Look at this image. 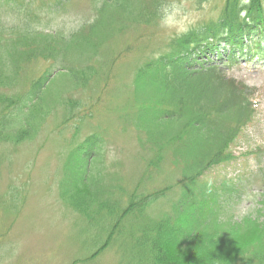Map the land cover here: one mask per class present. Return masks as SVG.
Instances as JSON below:
<instances>
[{
    "label": "rangeland",
    "instance_id": "374dc122",
    "mask_svg": "<svg viewBox=\"0 0 264 264\" xmlns=\"http://www.w3.org/2000/svg\"><path fill=\"white\" fill-rule=\"evenodd\" d=\"M104 1L44 0L42 4L34 0L27 7V11L35 12L30 14L31 25L38 31L59 36L77 31L78 36L90 39L88 46L100 45L88 62V50L64 52L65 60L60 63L63 71L73 66L89 75L83 66L93 67L89 80L77 87L65 73L52 71L55 62L31 60L15 67L17 63L9 59L6 46H0L1 108L8 99L23 105L32 83L51 74L41 100L33 107L29 129L20 130L26 120L18 108L11 113L2 110L10 126L0 133V264H136L142 248L137 240L143 234L148 239L154 236L153 225L165 217V212L171 213L179 193L183 158L174 155L164 136L160 135L162 160L157 167L150 166L159 150L152 149L146 139L145 128L150 124L141 114L146 102L136 93L134 73L138 66L165 51L173 36L214 19L223 0L201 4L196 0H163L160 19L150 18L151 22L144 24L143 6L148 0H129V19L123 10L110 15L108 8L104 13L110 16L102 21L98 16ZM17 7L13 1L0 2L1 39L11 36L7 33L13 27V17L22 20L19 11L12 13ZM95 21L101 22L100 32L92 34L89 27ZM222 69L227 76L254 88L251 99L257 104L256 112L230 146L234 158L209 169L196 182L195 201L209 203L217 194L222 220L261 223L264 213L259 212L257 201L264 174V62L243 59ZM135 96L140 100L136 102ZM22 131L19 141L15 140ZM91 136L96 138L97 156L90 160L91 173L85 184L91 196L113 204L108 213L98 210L94 201L87 207L93 220L74 211L60 196L63 184L69 187L77 178L78 164L73 155L80 145L85 147L91 141ZM170 185L174 189L169 195L123 212L132 196L138 199ZM77 199L88 201L89 194H78ZM193 216L185 214L181 220ZM116 218L120 221L112 242L94 255ZM147 262L154 264L153 257Z\"/></svg>",
    "mask_w": 264,
    "mask_h": 264
},
{
    "label": "trees",
    "instance_id": "16d2710c",
    "mask_svg": "<svg viewBox=\"0 0 264 264\" xmlns=\"http://www.w3.org/2000/svg\"><path fill=\"white\" fill-rule=\"evenodd\" d=\"M10 1L17 3V9H12V13L19 11L18 15L22 20L12 18L13 27L7 33L11 36L1 39V33L0 46H6L9 59L17 63L15 67L31 60H50L57 63H53L55 66L52 71L68 75L74 87L89 80L93 72L92 66H83L86 71H90L89 76L83 68L77 69L73 66L63 71L65 68L60 63L65 60L62 59L64 52L80 50H88L85 60L88 62L100 45L96 42L93 48L88 46L90 39L78 36L77 31L70 36L42 33L31 25L30 14L35 12L27 11V7L34 0H3ZM40 1L44 3V0ZM204 1L206 0H196L197 4ZM129 5V0H105L99 8L98 18L101 17L104 21L109 12L110 15H115L123 10L129 19ZM144 5L147 7L145 9L143 6L145 11L141 23H150V18L160 19L163 0H148ZM106 9L109 10L108 13H104ZM143 11L140 10V13ZM99 23L101 22L95 21V24H91L89 32L99 33ZM222 42L228 48L224 63H235L237 55L248 58L264 57V0H223L214 19L173 36L165 51L135 70L136 93L146 102L139 109L144 120H148L150 124V137L148 129L145 128L146 139L152 149L157 147L159 150L150 160V166L157 167L162 160L164 148L160 144L163 140L160 135L173 147L174 155L183 158L180 189L172 204L171 213L165 212V217L155 222L152 227L155 233L153 237L148 239L143 234L137 240L142 248L140 253L137 252L139 255L136 264H148L149 257H153L154 264H260L264 260V220L261 223L250 219L239 222L222 220L221 208L214 199L215 195L209 203L207 200L195 201L196 182L209 168L234 158L230 146L235 143L245 124L252 121L257 107L251 99L254 89L227 77L220 65L206 56L207 52H216ZM216 53V60L224 55L221 52ZM202 55L207 58H202ZM1 59L0 57V62ZM50 77V73L44 74L32 83V90L26 95L23 105L17 106L14 100L8 99L0 107V133L10 126L8 117L3 115L2 110L11 113L18 108L17 111L20 110L26 120V126L20 130L31 127L29 117L33 116V107L41 100L43 88ZM135 99L136 102L140 100L136 96ZM23 131L14 136L15 140L19 141L21 136L18 135ZM91 137V141L86 144L88 148L85 150L86 146L80 145L78 153L73 155L78 164L77 178L69 187L63 184L60 196L66 198L65 202L72 205L70 207L74 211L89 215L93 220V216L87 212L89 205L95 201L98 210L106 209L108 212L113 204L91 196L93 194L85 184L91 173L90 160L97 156L94 150L96 138ZM172 160L175 165H179L175 159ZM262 181L263 188L258 201L260 213H264V175ZM173 189L174 185H170L138 199L132 196L123 212L127 214L133 209L142 208L147 203L169 195ZM78 194H89V200L78 201ZM185 214L193 217L186 221L181 220ZM119 221L116 218L112 222L104 242L98 246L94 255L112 242L118 231Z\"/></svg>",
    "mask_w": 264,
    "mask_h": 264
}]
</instances>
